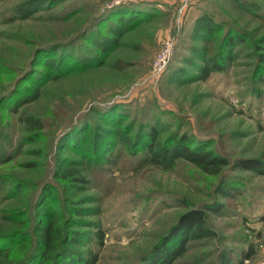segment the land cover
Wrapping results in <instances>:
<instances>
[{
	"label": "rangeland",
	"instance_id": "rangeland-1",
	"mask_svg": "<svg viewBox=\"0 0 264 264\" xmlns=\"http://www.w3.org/2000/svg\"><path fill=\"white\" fill-rule=\"evenodd\" d=\"M24 1L0 0V235H28L4 251L0 263H20L32 250L40 216L36 201L46 184L55 188L46 202L58 225L91 237L94 222L104 232L101 246H81L97 251L94 264H142L180 215L215 199L224 207L220 213L207 211L213 237L188 241L173 264H212L223 251L231 264H240L247 252L250 257L243 264L264 261V175L224 167L223 175L233 177L236 187L230 196L217 198L222 175H209L184 158L168 167L145 163L143 155L131 156L118 144L109 161L97 165L83 162L68 146L56 150L60 138L76 126L90 134L93 127H107L95 110L117 105L126 115L121 128L131 126L129 136L143 126H157L161 142L185 133L208 141L206 150L230 162L259 158L264 150V78L257 73V42L264 34V0H48L31 17L13 18L14 8ZM202 16L220 28L194 38V25ZM121 26L118 44L105 56L97 53L92 41L112 36ZM228 28L244 36L233 48L232 61L205 78L194 77L199 54L216 53ZM166 40L173 43L171 54L158 71ZM51 45L74 59L97 53L99 61L48 81L36 100L16 112L3 109L5 93L31 70L40 48ZM177 67L184 77L170 75ZM27 117L40 119L42 128L27 129ZM87 147L91 154V135ZM59 157L82 161L75 168L88 180L75 184L81 191L65 194L64 183L53 178ZM18 181L26 187L16 192ZM76 210L89 213L76 215Z\"/></svg>",
	"mask_w": 264,
	"mask_h": 264
},
{
	"label": "trees",
	"instance_id": "trees-1",
	"mask_svg": "<svg viewBox=\"0 0 264 264\" xmlns=\"http://www.w3.org/2000/svg\"><path fill=\"white\" fill-rule=\"evenodd\" d=\"M48 0H26L16 6L13 10V18H28L35 12L39 11ZM124 14V12H123ZM120 22L123 18H120ZM220 28L211 17L202 16L196 20L193 28V37H200L202 32L211 35ZM124 28L115 27L112 30V36L104 37L98 42L97 39L92 42L96 45L97 53L107 54L114 46L118 44L119 38L122 36ZM244 36L239 34L235 29L228 28L223 34L217 48V52L211 56L199 54L200 65L197 66L198 75L201 78L207 77L213 71L222 70L227 63L234 58L233 48L237 44L244 42ZM261 52L258 54L257 73L264 78V34L258 38ZM41 51L36 53L35 60L31 70H26L16 86L10 89L2 98L3 109L16 112L18 108L25 104L36 100L40 94L41 88L48 82L63 77L76 69H87L91 65H96L99 61L95 56L84 59L73 58L72 54L66 50H61L58 46H45L40 48ZM39 49V50H40ZM258 49V48H257ZM60 51L63 52L60 54ZM66 51V52H65ZM194 52V50H193ZM185 63L191 64V60L184 58ZM260 65V64H259ZM35 66L41 67L37 69ZM182 68H175L170 74L172 77L176 74L184 77ZM177 78V77H176ZM178 80V78H177ZM21 81V83H19ZM13 101V102H11ZM13 103V105H11ZM99 112V113H98ZM95 113L101 118L102 123L107 127L98 126L90 131L86 128L76 126L72 131L67 132L66 136H62L56 144V150L60 151L64 147H69L82 157V161H88L93 164L101 165L108 160L114 148L121 144L125 146L129 155L136 156L138 153L143 155L141 161L151 162L164 167L172 166L178 158H184L195 164L199 169L209 175H222L221 180L215 187L216 197L226 198L232 194V190L236 187L234 178L224 176V167L231 169L251 170L259 175H264V150L259 158H237L233 162L222 154L206 150L208 141L204 139H196L193 136L183 133L182 135L174 134L167 138L166 141H158L159 130L157 126H143L138 129L137 133L129 136L130 125L121 128V123L126 117L121 111H118L117 105H112L104 111L96 109ZM27 129L40 130L42 122L38 118H26ZM161 130V128H160ZM1 135V133H0ZM94 150L91 154L88 152L87 143L90 140ZM28 141L25 139L21 143ZM86 147V148H85ZM87 149V151H86ZM4 150L0 147V155ZM82 161L74 162L73 160L59 157L56 162V171L53 178L63 184L62 191L65 194H72L71 191L82 190L75 184H86L88 180L83 173L75 169L82 164ZM80 163V164H79ZM74 167V168H73ZM223 172V173H222ZM17 183H21L20 185ZM15 191L26 187L23 182H16ZM0 185H3L0 183ZM54 187L49 184L41 188L36 205L40 215L37 223L33 227L34 243L32 250L20 263L17 264H94L97 261V251L92 248L83 250L81 247L84 243L102 245L104 232L94 222L90 223L96 229L93 235L86 236L81 231L70 229V226L63 228L58 225L55 212L47 209V202L50 195L54 192ZM93 199V198H92ZM94 200V199H93ZM224 204L215 199L204 207L194 208L186 211L178 218L177 222L170 228L168 233L156 243L151 251L142 259V264H173L186 251V245L190 240L208 239L213 237L214 232L207 223V211L212 213H220ZM97 210H94L96 213ZM89 213L83 210H76V215ZM73 222H80L73 220ZM63 230V236L61 232ZM26 232H14L8 235H0V255L4 251L11 249L13 246L27 238ZM250 257V253H245L240 259L243 260ZM6 261V260H5ZM1 264V263H0ZM211 264V263H210ZM212 264H231V258L228 252L223 251L217 256V260Z\"/></svg>",
	"mask_w": 264,
	"mask_h": 264
},
{
	"label": "built area",
	"instance_id": "built-area-1",
	"mask_svg": "<svg viewBox=\"0 0 264 264\" xmlns=\"http://www.w3.org/2000/svg\"><path fill=\"white\" fill-rule=\"evenodd\" d=\"M173 43L171 40H166L164 42V48L163 50L159 53L158 58H157V63H156V68L158 71H161L164 69L169 56L171 54V49H172ZM260 264H264V261L260 262Z\"/></svg>",
	"mask_w": 264,
	"mask_h": 264
}]
</instances>
